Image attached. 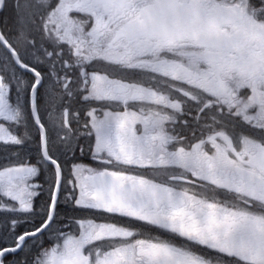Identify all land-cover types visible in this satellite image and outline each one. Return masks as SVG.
<instances>
[{
    "label": "snow or ice",
    "instance_id": "6c2138e0",
    "mask_svg": "<svg viewBox=\"0 0 264 264\" xmlns=\"http://www.w3.org/2000/svg\"><path fill=\"white\" fill-rule=\"evenodd\" d=\"M0 264H264V0H0Z\"/></svg>",
    "mask_w": 264,
    "mask_h": 264
}]
</instances>
